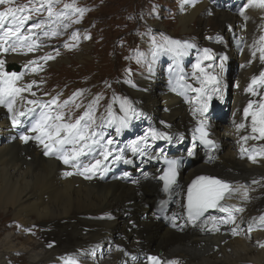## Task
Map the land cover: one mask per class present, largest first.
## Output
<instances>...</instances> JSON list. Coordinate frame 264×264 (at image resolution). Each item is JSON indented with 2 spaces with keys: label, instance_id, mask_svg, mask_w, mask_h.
Listing matches in <instances>:
<instances>
[{
  "label": "bare ground",
  "instance_id": "1",
  "mask_svg": "<svg viewBox=\"0 0 264 264\" xmlns=\"http://www.w3.org/2000/svg\"><path fill=\"white\" fill-rule=\"evenodd\" d=\"M212 1L219 7L211 8L209 0H183L177 21L182 34L191 32L190 27L194 25L203 33L206 26L216 28L211 42L200 39L214 54L205 69L218 78L216 85H209L217 91L208 92L211 100L204 114L209 137L218 145L213 152L201 150L191 140L192 128L200 119L199 115L194 117L191 110L200 104L195 100L197 94L182 88L183 82L179 81V75L183 74L186 83L200 86L193 74L184 69L190 59L189 49L186 55L175 60H154L151 72L149 62L152 59L143 71H135L133 82L127 83L129 86L125 84L122 92L133 96V107L143 113L129 120L128 128H138V132L123 139L111 136L117 148H124L150 128L167 132L173 138L149 139V154L146 155L134 156L126 151L131 163L107 162L102 176L88 179L76 174V168L65 165L56 155H44L45 149L37 140L21 141V134L36 135L28 132L34 122L32 117H21L22 123L14 127L11 120L14 113L0 105V218L9 217L23 233H29L32 227L39 229L38 242H31L27 247L16 244L14 238H10L14 234L8 235L0 244V264H10L25 253L28 264H143L147 251L161 257L163 264L172 261L176 264H264V247L261 246L264 245V222L259 220L264 215V155L259 154L264 139L251 138L259 134L252 133L251 117L245 118L243 111L249 100L255 102V108L264 99V85L255 87L257 95L245 91L251 78L264 71L257 51L260 37L264 35V8L252 5L241 15L240 9L248 0ZM222 6L227 8H220ZM208 9L213 17L200 29L198 25ZM150 24L167 30L157 16ZM197 28L193 30L196 34ZM217 34L223 36L222 41L217 39ZM195 38L198 40L197 35ZM86 46L83 41L76 50L79 63L90 54ZM253 51H257L255 57ZM234 54L241 56V64L230 78L227 67L229 57ZM6 56L0 54V59L6 62ZM21 56L11 59L20 64L29 59ZM221 56L226 57L223 70L219 67ZM231 80H234V87L230 96L228 84ZM28 100H35L31 90L17 98L15 110L30 108ZM117 109L123 116L119 102ZM76 117L71 114L73 121ZM241 123L245 127L237 128ZM165 151L180 158L190 153L200 156L198 161L188 162L182 168L179 184L172 190L174 199L167 205L156 202L162 189L158 156ZM94 155L81 157V163H89ZM249 156H255V162ZM69 171L74 174L64 175ZM130 171L136 174L131 181L128 180ZM200 174L221 177L235 189L222 201L235 217L234 223H221L227 213L218 208L195 224L188 221L185 188L191 178ZM243 182L252 186L245 187ZM166 208V217H163L158 212ZM213 225L219 230H214Z\"/></svg>",
  "mask_w": 264,
  "mask_h": 264
},
{
  "label": "snow or ice",
  "instance_id": "2",
  "mask_svg": "<svg viewBox=\"0 0 264 264\" xmlns=\"http://www.w3.org/2000/svg\"><path fill=\"white\" fill-rule=\"evenodd\" d=\"M54 0H39L38 6L37 0H29L32 7L28 5H22L19 7H7L0 10V54L16 53L25 54L34 53L43 45L37 42L35 37L37 31L40 30L45 36L51 34L53 36L58 35V32L52 30L49 33L45 29V25L40 23H33L27 28V32L23 31L25 23L32 19L31 15L25 13H38L44 11L45 5H47L48 18L56 15L52 7ZM13 0H0V5H11ZM258 6L264 8V0H248V3L244 4L240 9L241 15H244L245 9L249 6ZM71 5H65V8H69ZM77 12H82L81 9H76ZM79 22V21H75ZM67 27V25H65ZM73 39H76V33H73ZM87 38V37H86ZM211 39V37H209ZM218 40H222V37H218ZM152 61L149 62V71H152L151 64L154 62L156 56L160 52H167L173 54L176 57H181L187 54V49L195 47V45L189 44L187 41L181 42L178 40H172L165 37L164 43H158L155 38L152 40ZM66 47L70 45L65 44ZM259 53V60L264 63V35L260 37V44L257 49ZM257 51L252 52V56L257 55ZM59 53L57 52V55ZM55 57L51 54L38 57L37 60H51ZM203 60H213L214 54L212 49L204 48L202 50ZM143 56L138 58V63L143 62ZM221 64L219 67L223 70V61L226 57L221 56ZM37 60H28L23 66L25 70L31 69L32 72L39 70L40 66L37 64ZM251 62V61H250ZM5 60L0 59V105L7 107L9 113H14L11 116L13 126H18L22 123L21 117H32L33 123L28 129L29 133H36L35 136L26 134L20 135V140L27 142L29 139L37 140L45 149L44 155H56L65 165H70L77 169L79 175H83L88 179H91L95 175H103L107 170V162L123 161L125 163H131L130 158H126V151H130L135 155L149 154V139L155 140H171V137L167 132H161L155 128H150L143 136H139L134 140H131L124 148H117L114 146V138L111 136H103L101 131H98L99 125L96 123V117L94 115L91 105L83 111V113L75 118L73 121L70 113H64L60 111H54L55 109L63 108L69 103H72L73 99L81 94L84 90H77L73 93V96L68 100H65L62 104L57 103V98L53 97L48 102H42L40 100H28L27 103L33 105L31 108H27L22 111L15 110V104L18 97H22V93L30 91L32 84L36 81H32L31 84L20 86L18 82L24 76V72L7 71L5 67ZM33 65H37L33 67ZM212 65H208L211 68ZM194 72L193 78L200 84L199 87H193L192 84L186 83V77L183 74L179 75V81L182 88H186L196 93L195 100L200 104V107L193 108L192 114L194 117L199 115L198 126L193 130V140H199L200 142L214 147V142L209 139V131L204 114L208 111V101L211 100V96L208 92L217 91L215 88H209V85H216L218 78L215 75L210 74L204 67L201 66V61L198 60L193 65ZM130 73V69H126ZM199 73V75H197ZM131 84V80L125 81ZM257 85H264V71H261L259 76H253L251 83L245 89L246 92L257 95L255 87ZM135 86V85H133ZM176 91L175 88L172 89ZM185 94V93H181ZM35 95V93H32ZM205 97H207L205 99ZM254 101L249 100L248 105L244 108V117H251V130L253 134L252 139H264V99L254 108ZM54 106V107H53ZM76 108L80 105L76 104ZM120 111L124 113L123 116L117 118L111 112V106H109V124L116 125V133L120 134L121 129L129 127V120L132 117L139 118L143 113L138 112L132 103L125 97L120 103ZM34 113H38L34 115ZM161 123H164L163 121ZM237 128H244L245 124L241 123L236 125ZM249 137H242L247 140ZM180 139H183L181 136ZM112 146V147H110ZM95 153L92 159L87 164L81 163V157L88 154ZM260 155H264V145L261 146ZM249 159L255 162V156H249ZM177 162L175 160L168 161V168L164 171V174L160 177L164 181L165 189H171L176 184V171ZM73 172H65L64 175L71 176ZM135 183V181H134ZM255 183V181H253ZM235 189L232 188L225 181L216 179L215 177H197L188 187L187 195V210L189 217L193 221L200 218L208 209L218 208L221 212L227 213V218L222 219L221 223L229 224L234 223L235 217L232 215L230 208L223 206L222 201L226 194L231 195ZM242 210V209H238ZM215 219V218H212ZM261 222H264V215L259 217ZM214 230H219L213 225ZM236 229H233L235 234ZM51 246V245H49ZM264 247V245H261ZM151 264H161L158 257H149ZM75 264V262H70ZM169 264H176L175 261L169 262Z\"/></svg>",
  "mask_w": 264,
  "mask_h": 264
},
{
  "label": "rangeland",
  "instance_id": "3",
  "mask_svg": "<svg viewBox=\"0 0 264 264\" xmlns=\"http://www.w3.org/2000/svg\"><path fill=\"white\" fill-rule=\"evenodd\" d=\"M182 1L183 0H69L67 5H71V7L65 8L66 0H64L62 2L63 5L57 6L54 10L56 15L51 18H48V16L44 15L42 12L25 13L32 16V19L25 23L23 29L25 33L27 32L28 26L31 24L42 22L49 33H51L52 30H55L58 32V35L53 36L49 34L45 36L42 31L35 30L37 31L35 39L38 43L42 44L44 48L46 47L45 52L37 50L34 53H28V56H26L29 60H32L31 58L33 56L38 55L41 57L47 53L55 58L47 61L42 60L40 62L41 65L39 64L40 67H42L36 72H32L29 69L25 70L24 78L22 77L21 80L28 83H32L33 80L36 81V83L31 86L35 95H39L38 97L40 98L48 97L50 101L53 98L52 95L55 93L54 97L57 98V103L59 104L64 102L65 96L68 93L73 94L77 90H84L80 94L79 109L81 108V110H85L88 106V101L85 102V98L92 94L95 96L96 90L103 88V92L96 96L99 97V99H97L96 104L93 106L97 107L98 105L103 109L109 108V106H111L110 103H115V96H118L119 93H122L124 98H127V96L133 97L122 92V88L125 84L126 86H129L125 81L131 80V82H133L135 71H137V73L143 71L145 68V62L152 59V56L148 53L151 52L153 48V45L151 46L150 42L152 43V38L154 37H151V34L156 36L155 39L158 43H164V40L157 35L164 34V36H169L165 31H168L173 36H177L173 37L174 40L181 41L182 43L187 41L189 44L195 45V47L189 48V51L191 50L190 59L185 67L187 71L193 74V65L196 64L198 60L201 61V66L204 68L209 61L203 60L202 58V50L206 48V46L204 45L205 42L200 41V39L206 38L211 42L212 35L216 32V28L214 25L210 29L209 26H206L207 33H203L202 30L199 31L197 26L194 25L190 27L191 32L187 34H182L178 31L179 22L177 21V16L180 12ZM209 3L211 8H216V6L219 7L212 0H209ZM222 3H224V1H222ZM13 4L16 5V7L22 5H28L29 7L33 6L26 0H13ZM78 4H81L82 6H85V4L90 5L92 10L87 15L83 13V11L77 12L76 9ZM36 6H38V3ZM74 6L76 9L73 8ZM4 7L6 8L5 4L0 5V10ZM220 8L226 9L227 7L222 6ZM207 12L205 13V18L202 23L198 25L200 29H202L203 25L213 17L211 9H208ZM156 16L162 23H164V27L167 30L163 31L150 24L151 20ZM77 17L82 19V23L75 25L74 21ZM65 25H67V27H65ZM195 27L198 29L197 34L193 31ZM73 33H76L77 36L76 39H73L74 45H72L70 41ZM195 35L198 36V40L195 38ZM256 35H258V30L256 31ZM209 37H211V39H209ZM216 37H222L223 40L221 34H217ZM83 41L87 44L86 47L90 54L83 63H79L77 60H80V58L76 56V50ZM65 44L70 46L66 47ZM57 52L59 53L58 55ZM140 52L142 53L140 54ZM131 53L137 55V58H140L142 55L144 59L138 68L137 64L136 67H134L135 64L130 65L128 69L131 71L129 73L124 70L122 66H119L115 55L121 56V63H132L134 56L130 55ZM5 56L10 57L12 55L11 53H7ZM234 56L238 57L237 54H234ZM234 56L229 57L230 63L227 67L230 78H232L241 64V56L237 59L234 58ZM165 57L166 56L160 53L156 56L158 59H165ZM159 61L164 62L162 60ZM22 64L24 65V63ZM36 66L37 65H33V67ZM115 77H120L119 80H116L119 89L115 87ZM110 79H112L111 82ZM233 87L234 80H231L228 84L229 95L233 92ZM231 100L232 98L230 101ZM228 101L229 98L225 102L226 110ZM73 107L75 106L70 105L67 108ZM72 112L73 110L71 109L67 113L71 114ZM96 112L94 115H96ZM74 114L77 116V110L74 111ZM104 119V121H108L111 117L106 114ZM199 157V155H194L191 159L186 160L185 163L188 161L196 162L200 159ZM181 168L182 165L180 166V169ZM128 174H130V178H128L129 181L133 180L136 176L135 171H130ZM249 184V182H243L245 187L252 186V184ZM158 197H161V193H159ZM173 199L174 196L171 193L169 200L173 201ZM151 204H153V201ZM38 231V227H32L29 233L26 231V233H23L24 231L21 232L20 227H18L16 223L10 221L9 217H4L3 219L0 218V244L5 238L9 237L8 235L14 234V236H10V238H14L16 244L25 247L30 246L32 243L38 242ZM151 250L157 251L155 249ZM14 260L19 261L20 264H28V255L25 253L20 258H14ZM14 260H12V264L15 262Z\"/></svg>",
  "mask_w": 264,
  "mask_h": 264
}]
</instances>
